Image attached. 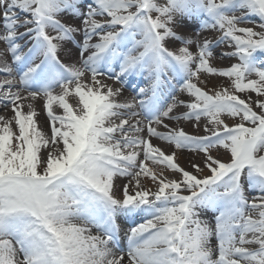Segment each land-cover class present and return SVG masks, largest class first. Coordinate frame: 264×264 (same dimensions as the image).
I'll list each match as a JSON object with an SVG mask.
<instances>
[{"label":"snow or ice","instance_id":"1","mask_svg":"<svg viewBox=\"0 0 264 264\" xmlns=\"http://www.w3.org/2000/svg\"><path fill=\"white\" fill-rule=\"evenodd\" d=\"M0 42V264H264V0H0Z\"/></svg>","mask_w":264,"mask_h":264},{"label":"bare ground","instance_id":"2","mask_svg":"<svg viewBox=\"0 0 264 264\" xmlns=\"http://www.w3.org/2000/svg\"><path fill=\"white\" fill-rule=\"evenodd\" d=\"M257 22H258V21H256L255 18H253V21H252V22L247 23V24H245V25H243V26H254V24L257 23ZM257 30H259V29H257ZM21 31H22V29H21ZM182 31H183V33H184L185 35H187V36H191V37L196 38V39H199V40H201V42H202V40H203L204 38H209V37H214V36H218V35H219V33L214 32V31H205V32H202L201 29L197 28V27L195 26V24H194V23H191V22H190L189 25H187L184 29H182ZM198 32H202V34H201L200 36H197L196 34H197ZM4 47H5V45H4L2 42H0V50L4 49ZM221 47L224 48L225 50H230V49H227L226 46H221ZM192 50L195 51V48H193ZM220 50H221L220 48H217V49H215L214 51H215L216 53H219ZM5 58H9V57L0 58V61H2V60L5 59ZM233 62H234L233 59H230V58H223V59H221V58H219L218 56H216V57H214L213 60H212V65L215 66V67H221V68H222V67H227V66H229V65H230L231 63H233ZM0 66H2V64H0ZM203 79H205V80L207 81L209 87L217 86V85L220 86V87H223L225 84L228 83L227 80H226V78H221V77H219V76H207V75L205 74V75L203 76ZM108 84H109L110 86L114 87V88H115V87H120V85H117V83H115V82H113V81H111V80L108 81ZM250 95H253V98H255V97H254V94H250ZM132 96H134V95H133L131 92H129L127 89H125V90L123 91V94H122L121 99H122V100H127V99H130ZM69 102H70V103H74V100L70 97V98H69ZM41 105H42V101H37V102L35 103V107L37 108V111H38V113H39V115L37 116V120H38L39 126L41 127L42 131H43L46 135L50 136V134H51V132H50V125H49V123H48V120H47V118H46V114H45V112H44V110H43V108H42ZM26 110H27V109L25 108V111H26ZM184 110H185V109L180 108V109L178 110V114H179L180 112H183ZM56 111H57V114H60V110H56ZM0 115H4V116H6V117H10V116L12 115V113H11L10 111L5 112V111L3 110V107L0 106ZM228 122H229V123H232L231 120H229ZM183 126L186 127V130H188V131H192L190 125H186V124H184ZM153 143H154L155 145L160 146L161 148H163V149L166 150V151H172V150H174V148H173L172 146L166 144V143L163 142V141H159V140H157V139H155V138H153ZM214 154H217V153L214 152ZM219 154H220V155H223V151L221 150V152H220ZM178 157H179V163H180L182 166H184L185 168H187V167H188V161H189V159L192 157V154H191L190 152H188V151L181 150V151L178 152ZM157 170H159V169H157ZM115 182H116V184H117L118 186H120V185H122L124 182H126V178H116V181H115ZM145 183H146V186L153 187V189H154V185H151L150 182L145 181ZM122 226H123V225H122ZM93 232H95V229H93ZM214 245H215V244H213V246H214Z\"/></svg>","mask_w":264,"mask_h":264}]
</instances>
